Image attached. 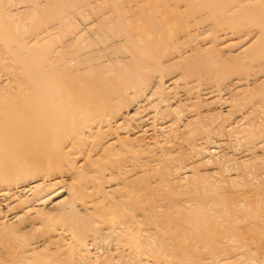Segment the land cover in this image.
<instances>
[{
  "label": "bare ground",
  "instance_id": "bare-ground-1",
  "mask_svg": "<svg viewBox=\"0 0 264 264\" xmlns=\"http://www.w3.org/2000/svg\"><path fill=\"white\" fill-rule=\"evenodd\" d=\"M55 1H60V0H55ZM85 1L87 0H84V1L76 0L73 2L71 1L72 2L71 4L67 2L68 4L66 3L63 6L62 0H61L60 3L62 5L60 4L61 5L59 6L60 9H58L57 7L50 8L51 6H53L52 4L50 5L48 3H45V4L43 3L44 5L46 4L47 5L45 6V8L44 7L41 9L39 8L38 13L42 14L43 15L42 17H44V14H46L45 10L49 9L52 15V20L55 19L53 21V24L50 25V27L48 26L47 27L48 29L44 31L40 36H37L34 34L32 35L34 36L33 38H31V36H26L24 38L23 36L25 35L23 34L26 31L23 34L21 33L19 26L16 24L19 19L18 17L17 19H15L16 15L14 14L13 16V13L10 11V9L13 6L10 5L12 6L10 7L9 3L13 4V2L11 1L9 2L8 0L7 3L9 2L8 3L9 8L7 9V6H5L7 11L8 10L10 11V12L8 11V14L12 13L11 15L12 17L9 18L8 16L4 14V11H3L4 8L2 4L3 0H0V53H2V51L3 52L6 51L8 57L7 55H5V53L4 54L2 53L4 57H7L6 61H9V62L12 61L16 63L15 66H13L15 63L14 64L10 63L7 65V64H4L6 61L4 62L0 59L1 60L0 61V202L7 203V201L10 200L9 201L10 203L11 199L14 200L16 197L21 199V203L22 202L29 203L28 199L30 200V198L31 200L33 199L34 201L33 204L30 203V206L25 207V205L22 204L24 207L21 208V205H20L21 209L19 208L18 209L20 211H23L22 209H24V211L18 212V213L14 212V214H9L10 215L9 219L7 217H6L7 219L2 218L3 216H6L5 213L4 215L0 216L2 218V219L0 218V250L3 251L2 252L3 255L2 253H0V258L10 257L12 260L10 263L9 262L7 263L6 262L7 259H5L4 262L0 261L1 262L0 264H26L27 262L28 264H30V262H32L31 264L33 263L34 264H76L78 263V261L75 262L76 261V258H74L75 252L73 253V258L75 259V261L73 259H69V260L67 259L68 262H65V260H61V257H59L60 259H58L57 256L53 257V255H57V251H58V249L56 248L57 249L56 250L55 247L52 249H55L56 254L54 253L55 251H53L51 254L52 256L49 253L48 255H46L47 257H41V258L37 257L38 252L37 251H36L37 253L33 252L34 249L32 250V247L31 249L30 248L27 249L28 247L27 248L24 247V249H27V250H25L24 252L23 251L16 252L17 248H19L18 247L19 244L20 245L21 243L23 244L27 239L25 240L23 238L24 241H22L23 240L21 238L22 233L20 232L19 234L16 228L18 226H14L12 223L20 224L19 226H21V223H22L23 225V222L25 223L26 221L25 218H27L26 215L28 214L29 211L32 212L34 210L36 214V211H37L35 210L36 204L46 205L47 202L49 203L51 199L53 200L57 198L58 195L63 194V193L66 194L65 198L61 199L59 202L53 203V201L51 200L52 202L50 204L52 206H58L59 207L58 211L60 212V214L62 213V215L74 216L79 213L78 218L75 216L74 217L77 218L76 226L79 225V223L83 224L81 231H83V229L86 228L88 224L83 218L84 214H81L78 211L80 210V208L77 209V207H78V203L79 204L80 202L82 203V199L86 200V197L87 199L91 198V202H90L91 206L87 207V209L85 210V206H83L87 203L85 201V203H82L83 205L81 207L82 208L84 207L83 210H85V212H88L92 215L90 216L91 218L88 217L90 219L88 220L91 223L92 222L94 223L95 216L96 218L99 219V222H101L104 219L103 221L105 222L109 221L110 223L111 218L116 216L118 212L120 211V209L126 204L125 200H128L129 206H133V203H131V201L133 202V196L131 197V194H129V196L126 199H118V200L111 199V198H108V196H110V194H114L115 192H117V188L115 189V188L109 187L110 190L104 192L102 189L103 187H98L97 189L91 188L93 186L90 187V185H92L96 181H101L100 176L104 175V168H102V166L99 165V162L102 160V157L104 156V154L107 155L108 157L114 158L116 152L118 151V148L116 147V143L117 144L121 143V145L124 146L126 145L124 144L125 137L130 139L129 137L124 136V139L122 138L123 141H121L120 139L121 137H120L119 138L120 141H118L119 139L117 138V141L115 142L110 141L109 143L107 142L108 144L106 146H103L100 148L99 146L97 147L94 145L93 142H91L95 139L94 138L95 135L100 133L101 131L100 128L108 124L107 119L113 113H116L117 111L116 108H118V105H122L125 103L126 99L129 97L128 91L138 89L140 90V93L142 95V89L146 88L148 78L151 75L157 74L159 72L164 73V74L169 72L170 65L176 68H182L186 73H190V72L192 73L197 70H201L200 72H202L204 78L209 79V80L214 79L215 81H216V77L218 76L222 79L228 76L229 77L235 76V78L236 76H242L241 74L244 72V61L247 66L250 65L251 67V65H254V68H255V65H257V67L264 70V0H95V2L94 1L92 2V6L93 7L96 6L95 10L99 9L100 10L99 13L101 12V10L104 12L103 10V7H104L105 11L107 10V17L102 15L101 19H103V21L100 20L101 27L98 31H96V34H100L99 35L100 38L98 40L95 41L94 38L93 39L90 37L88 38L91 32L89 33V35L87 33L88 39L83 40L84 45L82 44V47L85 46L86 50L88 51L86 55H84V57L80 55V56H76L75 58H72L71 53L66 51V48L69 45L68 46L65 45L64 48L59 46V48H62V50L59 49L58 52L55 49L52 50L53 48L51 44L52 41L51 43H49L45 35L46 34L48 35L51 32H53V34L55 32V35H56V32L58 31L61 32V31H64L65 29H68V28L70 29L71 26L73 27L74 23L80 20V17L82 16L83 14L82 9H86L91 6L90 2H89L90 4H88V3H85ZM34 2H36V0ZM30 3H33V2H30ZM40 3H37V5L39 6ZM57 3L58 2L56 3L54 2V6ZM35 5L36 4H34V6ZM25 7L28 8L27 5ZM35 8H37V6H35ZM7 11L5 10V12ZM90 11L92 13L95 12L94 10L93 12L91 8H90ZM31 13H32V10H31ZM32 15L34 16L35 13ZM32 15H30V19H29L31 20V22L35 18ZM40 17L41 16H39V18ZM39 18L37 16V20ZM86 18L88 20H91L89 17H86ZM11 19L17 20V22H13ZM33 21H36V20H33ZM38 21H40V19ZM91 21L95 22V20L94 21L91 20ZM98 21H97V27L99 24ZM27 23H30V22L27 21ZM91 23H89L90 26H91ZM38 26H39V23H38ZM38 26H35L33 30L30 29L32 30L31 32L35 31V29ZM90 26L88 28H91ZM112 26L114 28H112ZM88 28L86 30H88ZM40 30L41 28H39V31ZM70 32H69L70 34L69 36L72 35ZM30 33H25V34L27 35ZM63 34L64 32L61 35ZM208 34H210L211 37H208ZM63 36L65 38V35ZM204 36H206L207 38L205 37L204 40H201ZM229 36H239L240 40L243 39L241 42L242 47L238 50L237 53H234L235 55L234 54L230 55L229 53V56H226L223 53L224 52L223 49L221 50V48H219V45L222 40L228 39ZM55 39L57 40L58 37H55ZM61 39H62V36H61ZM69 39H72V38L69 37ZM209 39L210 41L207 43L206 45L207 47H205L203 43L207 42ZM63 41L64 39L62 40V43ZM246 41L247 43L244 44V42ZM44 43L49 44V45L46 44L48 47L47 46L45 47ZM62 43L60 42L59 44L58 42V45H61ZM121 44H123L124 46L122 47H124L127 50L125 54L128 56L125 58L121 57L122 58L121 61L118 62L117 55H118V51L120 50L119 46ZM72 46L73 45L71 44V47ZM79 46L81 45L79 44L77 47ZM92 46L96 47V49H93ZM73 47L71 50H73ZM122 52L124 51L122 50ZM122 52H120V54ZM122 55L123 54H121V56ZM106 63H108L107 66L105 65ZM82 65L85 66L83 69L78 68L79 66H82ZM111 73H113L112 76H111ZM162 76H165V75H162ZM238 80L240 81V79ZM240 82L242 83V81ZM188 86L189 85H187V88ZM215 87L217 88L218 85H216ZM207 88H209V86ZM216 92H219V91H216ZM141 97L143 98V96ZM141 97L140 99L142 101ZM141 105L144 106L143 104ZM142 106L140 107L142 108ZM136 108L137 110H139L138 107ZM168 112L171 113L169 110ZM120 115L122 116L124 114H120ZM135 117L132 116V118H135ZM121 122L123 123V121ZM128 122L129 121H127L126 123ZM124 123H125V120H124ZM109 125L106 128H108ZM113 126L109 128L112 129ZM114 127H117V126H114ZM126 127L127 125H125V128ZM109 128H108L109 131L102 132V134L103 133L105 134L106 132H108L107 134L109 135L110 130H111ZM125 128H122L121 126V130L119 131L122 132V129L124 130ZM132 128L133 127L131 126V129ZM137 128L139 129V127H136V130ZM189 128H191V126H188V128L186 127L187 131L189 130ZM159 129H160V133L163 134L164 132L163 131H162L163 133L161 132V128H158V130ZM149 130H153V129H149ZM111 131H114V130L112 129ZM124 131L126 132L127 130H124ZM145 131L147 132V130ZM131 132H134V130H131ZM174 132L172 133L174 134ZM165 134H163V137ZM98 136H102V135L99 134ZM109 136L112 137L111 135ZM158 137L159 139H156L157 140L156 142L160 141V139L162 138V136L161 137L158 136ZM141 138H144V137H141ZM128 139H126V141ZM169 140L170 139L168 138V141ZM139 141L138 143L140 144ZM146 141L147 140H145V142ZM98 142H99V139H98ZM99 143L100 145H103L101 141ZM99 143L97 145H99ZM132 143H136V142H132ZM91 144L93 147L91 146L92 147L91 150L88 151L89 146ZM161 144L162 143H160V145ZM129 145L131 147V144ZM166 146L168 147V145ZM136 147H137V143H136ZM146 148L148 149V147ZM116 159L118 160V158H114L112 160L113 163L108 162V165L115 164L114 160ZM113 178H114V173L110 175L109 180H112ZM137 178L139 179V177ZM184 179L185 181H187L186 177ZM185 181L183 180V183ZM131 184H138V183L134 182ZM187 186H190V185H187ZM139 187H140V183H139ZM205 188L206 189H202L204 190V192L198 191L197 196L200 197V195L202 194L205 199L209 200L217 208H221L222 210V208H224L225 206H228V203L231 202L227 199L226 201L219 200L217 198L219 194L216 191V189L213 188V186H208ZM193 189H195L194 186H193ZM185 190L186 189H184V191ZM150 191L151 190L149 191L147 190L146 192L147 193L146 204L153 208L152 202L150 200V197L152 196V191L151 192ZM230 196L233 197V195H230ZM94 197L96 198L94 199ZM242 197H245V196H242ZM260 197L262 198L263 196H260ZM11 204L13 203L11 202ZM231 204L233 203L231 202ZM238 206H240V204ZM12 207L14 206L12 205ZM12 207L11 206L6 207L7 212L8 210L10 211L12 209H15ZM17 207L19 206H17V203H16V208ZM154 209L155 208H153L152 211H154ZM2 210H3V207H2ZM42 210L44 209L42 208ZM47 211L46 213L48 214ZM11 212H13V210L10 211L9 213ZM50 212L51 211H49V213ZM33 213H30V215L32 214V217L28 216V218L31 217L30 219H33ZM0 214H1V211H0ZM47 214L46 216L51 217V214L53 215L54 213L51 212L50 215L49 214L47 215ZM154 214H156V211H154ZM245 215L246 217L254 220L256 225H258L261 230L264 228V218L263 217H262L263 219L260 220L258 215L254 212H246ZM23 216H26V217L24 218ZM46 216H44L45 219H48L49 217L46 218ZM156 216L158 215H155V217ZM158 217H160L159 218L160 221L157 220L158 221L157 227H159L158 231L163 232L164 229H167V228L170 230V226H167L168 224H166L168 223L167 218H164L163 216H158ZM54 218H57V221L59 220L58 222L60 224V221H61L60 219L62 218L58 219V216L53 217V219ZM133 220L134 219L132 217H126L121 220H117L116 218H113L112 221L114 222L112 226L109 227L110 229L106 226L107 227L106 229L110 230L112 235L117 240L129 238L131 237V235H133V232H134L135 222ZM149 220H150L149 218H144L143 221L146 223H149ZM189 220L191 221L190 223L191 225H188V227L171 229L172 231L176 232L175 234L178 236L177 237L178 241L176 243L181 241V239H184V240L189 239V238L199 239V238L206 237L209 234L216 235L219 237L217 231L215 233V230H213L212 227L210 226V223H211L210 219L207 218L205 214H203V212H196L189 218ZM49 221H47L48 223L46 221L44 222H46L48 226L52 225L51 222ZM57 221L54 227L57 226L58 224ZM72 222H73V219H72ZM72 222H71V225L73 224V228H74V223ZM30 223L32 222L30 221L29 224ZM101 223L103 224V222ZM64 224H65L64 227L69 225L67 223H64V221H61V225L63 226ZM137 225L139 224L137 223ZM222 225H225V224H222ZM35 227L31 226V228H35ZM49 227H52V226H49ZM49 227H47V229ZM79 227H76V228H79ZM99 227H101L102 229L103 225ZM99 227L97 226V228ZM248 228L249 227H247V229ZM47 229L46 231H48ZM55 229L53 230L52 233H54ZM199 229H204L203 237L200 235V232H198ZM21 230H24V229L21 228ZM56 230H58L57 231L58 233H56V236H57V234H59L60 232L59 231L60 229L57 228ZM77 230L78 229H76V231ZM94 230L96 231L97 229H94ZM27 231L28 230H26V232ZM98 231H100V229H98ZM49 232L51 233V230ZM72 233L73 232H71V234ZM81 233L79 232L78 235ZM84 234H81V236ZM50 235L52 238L53 237L52 234ZM61 235L62 234L60 232V236ZM72 235L75 238L76 234L75 235L72 234ZM100 235H102V233H100ZM76 237L78 238L80 236H76ZM163 237L164 236L162 234V238ZM51 238L46 240V242L49 240L51 241L53 240L55 242L54 244L56 245V242L57 241L59 242V239L61 237H59L58 240L56 239L54 240ZM81 238L84 239V237H80L79 240ZM251 240L252 238L250 239V241ZM34 241L35 243H33ZM34 241L33 242L30 241V243H33L36 245L37 240H34ZM60 241L62 242L63 240H60ZM141 241L142 240L140 238L137 239L133 246L134 251L133 250L131 251V249H129V253L132 252V254H135V252H137L138 249L142 248L143 245ZM243 242H247V240ZM153 243L154 241L152 242V245H153L152 247H155L154 246L155 244ZM47 244H49V246L45 244L44 247L45 246L46 248L48 247L47 249L51 251L52 249H50V243L48 242ZM52 244L53 243H51V246H54ZM102 244L104 245L103 242ZM229 244H230V241H229ZM119 247L121 248V246ZM192 247H193L192 245L184 247V249L182 250L184 257L185 255L194 256L195 253L192 250ZM47 249L45 250L46 254L48 253ZM148 249H149V246H148ZM234 249H232V251ZM244 249L245 248H243V250ZM241 250H239V252ZM4 251L6 252L9 251V252L4 254ZM58 253H62V252L60 251ZM65 254H69V251L68 253H65ZM60 256H63V255H60ZM71 256L69 255V257ZM248 256H250L249 253H248ZM263 256L262 258H264ZM197 257L199 256L189 257V258L197 259ZM67 258H68V255H67ZM133 261H130V262H133ZM150 262L152 264H170L155 256H154L153 261H149V260L142 261L141 264H148V263L150 264ZM254 264H260V263H254Z\"/></svg>",
  "mask_w": 264,
  "mask_h": 264
},
{
  "label": "rangeland",
  "instance_id": "rangeland-1",
  "mask_svg": "<svg viewBox=\"0 0 264 264\" xmlns=\"http://www.w3.org/2000/svg\"><path fill=\"white\" fill-rule=\"evenodd\" d=\"M5 1L6 0H3V3H2L3 8H4L3 10L4 14L8 16L9 18L12 17L11 16L12 13H13V16L14 14L16 15L15 19H17L18 17L19 19L18 22L17 20H13V19L11 20L13 22H17L16 24L19 26L22 34L25 31H26L25 33H30L33 30V28H35V26H38V23H39L38 27L41 28L40 31H39V28L37 27L35 31L31 32L32 34L31 33L27 35L25 33L23 34L25 35L23 36L24 38L26 36H31V38H33L34 36L32 35L35 34L37 36H40L44 31L48 29L47 28L48 26L50 27V25L53 24V21L55 20V19L52 20V15L49 9H48L49 11L45 10L46 14H44V17H42L43 15L38 13L39 8L40 9L43 7L45 8L47 4L46 5L44 4L48 3L50 5L51 4L53 5L50 8L57 7L58 9H60L59 6H61L62 4L63 6L67 2L71 4L73 1H76V0H62V4L60 3L61 0L60 1L36 0L37 3L41 2L39 6L37 5L36 2H34L35 0H32V1L31 0H16V1L9 0V2L10 1L13 2V4H10L8 2L9 6L10 5L13 6V7L10 6L12 7L10 9V11L12 12L11 14L9 13L10 15L8 14L9 10L7 11V9L9 8L8 3H7L8 0L6 1V3ZM93 1L95 2V0L85 1V3H88V4L91 3V6L89 8L82 9L83 14L80 17V20H78L79 22L76 20L78 23L75 22L73 27L69 26L70 29L67 27L68 29H65L66 31L64 30L61 32L59 31L56 32L57 36L55 35V32L54 34L53 32H51L52 34L50 33L48 35L47 34L45 35L49 43H51L52 41L51 44L53 48L50 46L52 50L55 49L58 52V50L59 49L62 50V48H64L65 45L67 46L69 45L70 47L66 46L67 47L66 51L71 53L72 58H75L76 56H80V55L84 57V55H86L88 51L86 50L85 46L82 47V44L84 45L83 40H86L89 37L92 39L94 38L95 41L98 40L100 38L99 36L100 34H96V31H98L101 27L100 20L103 21V19H101L102 15L107 17V10L105 11V8L103 7L104 12L101 10L102 13L101 12L99 13L100 10L99 9L95 10L96 6L95 7L92 6ZM30 2H33L34 4H36L35 6H37V8H35L34 4ZM54 2L55 3L58 2L57 4L59 5L55 4L54 6ZM25 4L27 5L28 8L25 7L26 6ZM5 6H7V9ZM90 8L92 9V11L94 10L95 12L93 11L94 13H92L90 11ZM25 9L26 11L28 9V11L26 12ZM5 10L7 12H5ZM31 10H32V13H31ZM34 13L35 15L33 16L32 14ZM30 15L35 17L33 20H36L38 23L33 20L31 22V20H29ZM36 15L38 16V18L39 16H41L39 18L40 21H38L39 19L37 20ZM94 15L96 16V18ZM86 17H89L93 21L95 20V22L88 20ZM98 19L100 22L98 21ZM27 21L30 22L31 24L27 23ZM97 21L99 23L98 27H97ZM85 22L87 23V25ZM89 23H91V26L89 25ZM89 26L93 29L88 28ZM86 27L88 28V30H86L87 29ZM112 28L114 27L112 26ZM68 31L72 34L71 36H69L70 34ZM63 32H64L63 35H65L66 39L64 38L63 35H61ZM87 33L88 35L90 33L88 38H87ZM54 36L58 37V39L56 40ZM61 36H62V39H61ZM69 37L72 39H69ZM205 37L206 36H204L201 40H204ZM208 37H211V35L208 34ZM63 39L64 41L62 43ZM242 40L239 39V36H229L228 39H224L220 42L219 48H221V50L223 49L224 51L223 53L226 56H229V53L230 55H232L234 53H237L238 50L242 47V44H241ZM55 41L57 44L55 43ZM209 41L210 39L207 42L203 43L205 47H207L206 45ZM58 42L59 44L61 42L62 43L61 45L63 46L58 45ZM245 43H247V41L244 42V44ZM46 44H45V47L49 45V44L47 45ZM71 44L75 47L74 48L72 46L73 50H71L72 49ZM77 44L78 45L80 44L81 46L77 47L78 46ZM59 46L62 48H59ZM122 46L124 45L121 44L119 46L120 50L118 51V55H117L118 62H120L123 57L125 58L128 56L125 54L127 50ZM93 49H96V47H93ZM122 50L124 52H122ZM120 52H122L121 53L123 54L122 56ZM2 53L3 54L5 53V55H7L6 51L4 52L2 51ZM2 53H0V55L2 56V57L0 56L1 57L0 59L5 62L8 55L7 57H4ZM10 63L14 64L15 62L6 61L4 64L8 65ZM15 65L16 63L13 66ZM105 65L107 66L108 63H106ZM84 67L85 66L82 65V66H79L78 68L83 69ZM200 71L201 70H197L192 73L191 72L186 73L182 68H176L170 65L169 72L165 74L159 72L157 74L151 75L150 76L151 78L150 77L148 78L146 88L142 89V95L140 93V90L138 89L128 91L129 97L126 99L125 103L122 105H118V108H116L117 110L116 113H113L107 119L108 124L102 126L100 128L101 129L100 133H98L99 132L98 131L97 132L98 134L95 135L94 137L95 141L94 140L91 141L94 143L95 146L97 147L99 146L100 148V147L106 146L110 141H114V142L117 141V138L119 139L121 137L120 138L121 141H123L122 138L124 139V136H127L130 138L128 139L125 137L124 139V144H126L124 145L125 147L121 145V143H118V144L116 143V147L118 148V151L116 152L114 158H118V160L117 159L114 160V163L115 164L117 163L118 165L117 164L108 165V162L113 163L112 160L114 158L108 157L107 155L104 154L105 158L103 156L102 160L99 162V165L102 166V168H104V175L100 176L101 181H96L95 183H93L94 185L92 184L90 185V187L93 186L91 188H94V189L95 188L97 189L98 187H103L102 189L104 192L109 191L110 190L109 187H112L115 189L117 188V192H115L114 194H110V196H108V198H111V199H117V200L126 199L129 196V194H131V197L133 196V202L131 201V203H133V206H129L128 200H125L126 204L120 209V211L117 214L118 216L116 215L113 217V218H116L117 220H121L126 217H132L134 219L133 220L135 222L134 232H133V235H131V237L117 240L112 235L111 231L106 229L107 227L109 228L110 226H112L114 222L112 221L113 218H111L110 223L109 221L105 222L103 221L104 219L102 221L100 219V221L103 222L102 224L101 222H99V219L96 218L95 216L94 223L93 222L91 223L89 221L90 220L89 218H91L90 216L92 215L88 212H85L87 207L91 206L90 205L91 198L87 199V197H86V200L82 199V203H85L86 201L87 205L86 204L83 205L80 202V204L78 203V207H77V209L80 208V210L78 211L81 214H84L83 218L88 224L86 228H84L83 231H81L83 224L79 223L81 229L79 225L76 226V219L78 218L79 213L77 215H74L77 218H75L74 216L62 215V213L60 214V212L58 211L59 210L58 206H52L50 204L52 201L53 203H57L61 199L65 198L66 194L63 193V194L58 195L57 197L58 199L57 198H55L56 200L51 199L52 201L50 200L49 203L47 202L49 205L47 203L46 205L43 204L44 206L36 204L35 205V210H37L36 214H35V211L33 210L32 212L30 211L28 212L29 215L28 214L26 215L27 218H25L26 216H23L26 220V221L24 220L25 223L26 222L27 223L25 224L23 222V225L21 223L22 227L19 226L20 224L12 223L14 226H18L16 228L19 234L20 232L22 233L21 238L22 239L24 238L25 240L27 239L23 244L22 243L21 245L19 244L18 246L19 248H17L16 252H21V251L24 252L25 250L29 248L31 249L32 247V250L33 249L35 250V251L33 250V252L35 253L38 252L39 256L37 255V257L41 258V257H47L46 255H48L49 253L51 255L52 252L55 251V249L57 248L58 249L57 255H53V257L57 256L58 259H60L59 257H61V260H65V262H68L69 259H73L75 261L74 258H76L75 262L78 261V263L76 264H92V263L93 264L95 263L96 264H136V263L141 264L142 261H147V260L153 261L154 256L170 264H176V263L177 264H200V263L201 264L202 263L204 264H220V263L222 264H248V263L249 264L250 263L251 264H254V263L263 264L264 258H262V256L264 255V228L261 230L259 226L256 225L254 220L246 217L245 213L254 212L258 215L260 220L264 218V70L257 67V65H255V68H254V65H251V67L250 65L247 66L244 61V72L241 74L242 76H236V78L235 76H232V77L228 76L222 79L217 75L218 77H216V81L214 79L209 80V79L204 78L202 72ZM112 75L113 73H111V76ZM162 75H165V76H162ZM238 79H240L242 83ZM187 85H189L188 88H187ZM216 85H218L217 88L215 87ZM208 86L209 88H207ZM216 91H219V92L221 91V92L219 93ZM139 96L140 97L143 96V98L141 97L142 101ZM141 104H143L144 106H142ZM140 106H142V108ZM136 107H138L139 110H137ZM168 110L171 113H169ZM120 114H124V115L121 116ZM132 116L133 117L136 116V117L132 118ZM124 120H125V123H124ZM121 121H123V123ZM127 121L129 122L126 123ZM112 124L117 127H114ZM108 125L109 127L113 126L112 129L114 131H111L112 129L108 127L109 129H111L109 135H111L112 137H110L107 134L108 132H106L105 134L104 133L102 134V132L109 131L108 128H106ZM125 125H127L126 128H125ZM121 126L122 128H125L124 130H127L128 132L126 131L127 132L126 133L123 129H122V132L119 131L121 130ZM131 126L133 127L132 129H131ZM188 126H191V128H189L190 131L189 130L187 131L186 129V127L188 128ZM136 127H139V129L137 128L136 130ZM158 128H161V132L162 131L164 132V133L162 132L163 134L166 133L165 134L166 137L165 135L163 137V134L160 133V129L158 130ZM130 129L134 130V132H131ZM149 129H153V130H149ZM145 130H147V132ZM136 131L137 132L139 131V132L137 133ZM149 131L151 134L149 133ZM171 131L172 132L175 131L174 134ZM111 133L114 135H112ZM99 134L102 136H98ZM158 136L160 137L162 136V138L160 139V141L156 142L157 141L156 139H159ZM139 137L140 138L144 137V138L140 139ZM168 138L170 139L169 141H168ZM98 139H99V142L101 141L103 145H100V143L98 142ZM120 139L118 141H120ZM126 139H128L127 141L129 142H127ZM145 140L147 141L145 142ZM138 141L140 142V144L138 143ZM132 142H136L138 148L136 147V143H132ZM98 143L99 145H97ZM160 143L162 144L160 145ZM92 144L89 146L88 151L91 150V148L93 147ZM129 144H131V147ZM166 145H168V147ZM146 147H148V149ZM113 173H114V178L112 180H109L110 175ZM137 177H139V179ZM185 177L188 182L185 181L184 179ZM183 180L185 181L184 183H183ZM180 181L182 182V184ZM134 182H137L138 184H131ZM139 183H140V187H139ZM187 185H190V186H187ZM193 186L195 189H193ZM208 186H213V188L216 189V191L219 194L217 197L219 200L226 201L227 199L231 201L233 204L229 202L228 206H225L221 210V208H217L209 200L205 199L202 194L200 195V197H198L197 192L198 191L204 192V190L202 189H206L205 187H208ZM179 189L181 190L183 189V190L181 191ZM184 189L186 190L184 191ZM147 190L152 191V196L150 197V200L152 202L153 208H155L154 211H156V214H154V211H152L153 208L146 204ZM230 195H233V197H231ZM242 196H245V197H242ZM260 196H263V197L261 198ZM95 198L96 197H94V199ZM9 201H7L8 204L6 202H4L5 204L3 202H0V211H1L0 216L4 215L5 213L6 216L2 217L5 219L7 218L9 219V216H10L9 214H14V212L15 213L23 212L24 209H22L23 211L19 210L22 207H24L23 205H25V207L30 206V203L33 204L34 202L33 199L31 200L30 198V200L28 199L29 203L28 202L21 203V199L17 197L14 200L11 199V202L13 204H11V202L9 203ZM16 203H17V206H19L17 208H16ZM239 204L240 206H238ZM1 205L3 207V210H2ZM12 205L14 207H12ZM20 205H21V208H20ZM82 205L85 206V210H83L84 207L83 208L81 207ZM136 205L138 208L136 207ZM8 206L15 208V209H12L13 212L9 213L12 210L10 211L8 210L7 212L6 207ZM42 208L45 211L42 210ZM16 209H18L19 211ZM46 209L47 210L50 209L49 211L53 212L54 214L52 215L51 212L49 213V211H47ZM46 211L48 212L49 215L51 214V217L46 216L47 214ZM196 212H203V214H205V216L210 219V222H211L210 226L212 227L213 230H215V233L217 231L219 237L216 235H212V234H209L208 236L203 237L204 229H199L198 232H200V235L203 238H199V239L189 238L186 240L181 239V241L176 243L178 241L177 240L178 236L175 234L176 232L172 231L171 229L188 227V225H191L190 224L191 221L189 220V218ZM30 213H33V219H30L32 217V214L30 215ZM155 215L163 216L164 218H167L168 223L166 224H168L167 226H170V230L167 228V229H164L163 232L158 231L159 227H157V224H158V221H160L159 219L160 217L158 216L155 217ZM28 216H31V217L28 218ZM44 216H46V218L49 217L48 219L50 221L48 219H45ZM57 216H58V219L62 218L60 220L64 221V223H67L69 225L64 227L65 224L62 226L61 221L59 224L58 222L59 220L57 221V218H54L55 220L53 219V217H57ZM51 218L53 221L51 220ZM144 218H149L150 219L149 223L144 222L143 221ZM72 219H73V222H72ZM29 220L32 223L34 221V223L29 224L30 222ZM44 221L51 222L52 225H49V226H52V227H49L48 224H46V222ZM56 221L58 222V224L56 227H54L56 224ZM71 222L74 223V228H73V224L71 225ZM137 223L139 225H137ZM222 224H225V225H222ZM102 225L103 227L101 229V227L99 226H102ZM29 226L30 228L31 226L35 228L30 229ZM97 226L99 228H97ZM47 227H49L50 229L49 228L47 229ZM76 227H79V228H76ZM247 227L249 228L247 229ZM21 228H23L24 230H21ZM55 228L60 229L59 231L62 234L61 236H60V232L56 236V233H58L57 232L58 230H56ZM61 228L64 229L65 232ZM93 228L97 230L95 231ZM25 229L28 231L26 232ZM46 229L48 231H46ZM54 229H55L54 231L55 234L52 233ZM76 229L78 230L76 231ZM98 229H100V231H98ZM50 230H51V233L49 232ZM88 230L90 233L88 232ZM71 232H73L72 234L74 235L76 234V236L84 237V239L81 238L80 239L81 241H80L79 240L80 237L77 238L75 236L74 238ZM79 232L80 233L82 232L81 234L85 233L84 235L86 237L84 235L81 236V234L78 235ZM67 233L68 234L70 233V234L68 235ZM100 233H102V235H100ZM50 234H52L53 236L52 238ZM162 234L164 236L163 238H162ZM59 237L61 238L59 239ZM49 238L54 239V240L59 239V242H61L60 240H63L64 242L62 241L63 243L62 242L59 243L57 241L55 245L54 244L55 242L53 240L52 241L49 240L46 242V240H48ZM139 238L142 240L141 243L143 247L138 249L137 252H135L136 254L135 256V254H132V252L129 253V249H131V251L133 250L134 243ZM251 238L252 240L250 241ZM24 239L22 241H24ZM34 240H37L36 245L33 244L35 243ZM246 240L247 242H243ZM27 241L29 243L30 241L31 242L34 241V242L30 243L29 245ZM153 241H154L153 244H155L154 245L155 247H152ZM229 241H230V244H229ZM37 242L39 245L37 244ZM48 242L50 243V249L54 247L55 249H52L51 251H49L47 249L48 247L47 248L46 246L44 247L45 244L49 246V244H47ZM65 242L68 244H66ZM102 242L104 243V245L102 244ZM51 243H53L52 245L54 246H51ZM122 245L123 246L125 245V246L123 247ZM189 245L193 246L192 250L194 251L195 254L194 256L185 255L184 257L182 250L184 249V247L189 246ZM76 246L78 249L76 248ZM85 246L88 248H86ZM119 246H121V248ZM148 246L151 251L148 249ZM24 247L25 248L28 247V248L24 249ZM37 248L39 251L37 250ZM45 248L48 251L47 254H46ZM243 248L245 249L243 250ZM232 249L234 250L232 251ZM239 250L241 251L239 252ZM60 251L62 253H58ZM68 251H69V254H65V253H68ZM2 252L3 251L0 250V253ZM7 252L4 251V254H6ZM54 253L56 254V251ZM73 253H74V258H73ZM212 253H214L215 255ZM248 253L250 256H248ZM60 255H63V256H60ZM67 255H68V258H67ZM69 255L70 256L72 255V256L69 257ZM196 256H199V257H197V259L189 258V257H196ZM9 258L10 257H2L0 258V261L4 262V260L7 259L6 262L10 263L12 260L11 258L10 259ZM130 261H133V262H130ZM31 263L32 262H30V264ZM26 264H28V262ZM150 264L152 263L150 262Z\"/></svg>",
  "mask_w": 264,
  "mask_h": 264
}]
</instances>
